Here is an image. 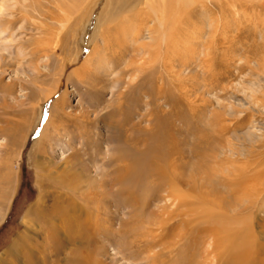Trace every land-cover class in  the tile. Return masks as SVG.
I'll return each mask as SVG.
<instances>
[{
	"label": "rangeland",
	"instance_id": "rangeland-1",
	"mask_svg": "<svg viewBox=\"0 0 264 264\" xmlns=\"http://www.w3.org/2000/svg\"><path fill=\"white\" fill-rule=\"evenodd\" d=\"M91 1L98 2L93 7ZM146 1L127 0L125 14L133 24ZM59 2L64 3L61 7L71 18L63 28L57 20L64 16L56 6ZM255 2L241 5L237 1L236 8L227 7L229 24L225 23L224 31L213 39H196L187 61L176 57L165 68L163 52L157 57L153 49L148 52L139 47V42L147 41L145 30L141 39L122 30V44L113 41L107 47L102 42L100 27L109 13H116L115 0H0V129L5 130L0 131V166L9 159L12 179L10 183L0 181L3 264L10 262L12 255L7 251L15 242L23 246L21 238L29 246L28 256L38 257L37 264H154L152 257L157 252L166 259L164 264H180L194 254L192 264H203L201 257L208 239L204 241L197 234L209 224L208 219L192 217V223H196L192 228L184 225L183 215H165V230L158 228L161 224L153 225V220L157 204L163 201L157 202L151 196L150 185L158 190L159 179L150 177L148 186L131 189L145 198L144 204L141 199L135 201L133 193L124 192L123 188L129 186L117 178L128 160L122 159L124 152L143 151L148 143L160 142L155 136L162 135L163 130L167 136L165 146L178 145L182 161L189 166L182 173L187 178L194 176L196 185L205 186L201 190L222 200L221 210L213 206L215 212L207 206L203 211H218L219 215L224 212L220 217L231 221L224 225L230 228L239 223L236 226L244 227L242 230L259 242L258 250L264 251V190L257 204L246 202V191L233 192V196L218 179L220 172L233 167L227 161L221 167V161L215 159H236L238 164L256 162L257 175L264 174V0ZM78 3H87L83 5L87 14L78 10ZM110 37L119 39L116 33ZM170 66L179 73L180 91L168 79ZM158 87L173 91H158ZM41 91L55 92L44 99ZM59 99L54 120L63 126L58 129L47 123ZM16 127H22V131ZM116 128L126 129L129 141H122L124 136L108 141L109 131L115 132ZM14 133H20L16 141L10 138ZM76 158L81 160L78 167L83 173L72 182L76 189H54L60 186L57 180L61 172L76 163ZM261 179L256 183L258 187L263 183ZM250 185L253 187V183ZM73 199L77 207L69 204ZM226 201L231 203L224 205ZM57 206L75 219L68 232L61 229L63 243L58 240L61 248L54 252L48 244V229L68 217L52 219L49 212ZM37 207L36 214L29 213ZM189 228L193 230L191 238L187 235L182 239L180 235ZM153 240L162 245L150 250L148 243ZM171 243L174 247L169 253L166 247ZM28 261L29 257L21 254L14 263Z\"/></svg>",
	"mask_w": 264,
	"mask_h": 264
},
{
	"label": "bare ground",
	"instance_id": "bare-ground-1",
	"mask_svg": "<svg viewBox=\"0 0 264 264\" xmlns=\"http://www.w3.org/2000/svg\"><path fill=\"white\" fill-rule=\"evenodd\" d=\"M88 1L89 0H87V3H88ZM237 1H239L241 5H244V4L246 5V3L248 5V3L249 2L251 3L252 1L255 2V0H147L145 2V4H146L145 6L141 5L143 7H142L141 11L136 16L137 22L135 24H133L134 21L132 20L130 22L128 20V19H130L129 16H126L128 13L125 14L126 9H128L127 5H125V4H127L126 3L127 0H117V1L115 0L116 9H117L116 13L115 12H111V13L108 12L110 15L107 16V20H105L104 24L102 22V26L100 25L101 26L100 30L102 32L101 33V39H102L103 43H105V42L107 43V45L106 44L105 45L108 47L112 44L113 41H116V43H118V44L119 43L122 44L121 42L124 41V38H123L125 36L124 34H126L128 32H130V34L132 33L136 38L141 39L144 36V35H141V33H142V31L144 32V30H145L146 36H147L146 37L147 41L146 42L145 41L139 42V44H138L139 47L141 48L142 51L147 50L148 52L150 51V49L151 50L153 49V53H155L157 55V57H159V55L162 54V52H163L165 54L164 55L165 60L163 58L164 64H165L164 67L166 68V66H168L166 64H172V61L174 59H176V57H178V58L185 57L186 61H187V59L189 57H191V54H192L190 52V49H192L193 46L195 45V43H197L196 39H198V38L207 39V37H208V39L209 38L213 39V36L215 34H217L218 32L220 33L222 30L224 31L225 23L229 24V21H228L229 19H227V17H225L226 16L225 9L227 7L228 8H236L238 5ZM97 2L98 1H94V3H92V1H91V4H93V7L97 4ZM59 3L60 4L56 3L57 4L56 6H58L60 8V10H61L60 12H61V14H64V16L63 17L60 16L57 20L59 22V26L61 24V26L63 28L65 26V24L71 22V18H70V16H68L66 14L68 10L61 7V5L64 3H61V2H59ZM87 3H84L83 5H85ZM107 4L108 3L106 2V5ZM83 5H79V3H78V6H79L78 10L79 11L84 10L83 15H85V14H87L88 9H87V7H86V9H84L85 7L83 8ZM141 6H139V8ZM213 11H218V14H214ZM228 11H230V10H228ZM70 12L71 11H69V13ZM122 12L124 14L121 15V17L118 19L119 14ZM193 12L194 13L198 12L197 13L198 14L197 20H194V18H193L194 13ZM75 13H74V15H75ZM117 13H118V16L115 17V15ZM89 17H91V11L89 12ZM134 17H135V15H134ZM77 20H80V17H77ZM196 22H197V24H196ZM76 23H78V22L76 21ZM97 24H99V23H97ZM132 25H134V26H132ZM127 27H129V29ZM63 30L65 31V29H63ZM122 30H124V34H121ZM96 32H97V30H96ZM113 33L118 34L119 39L116 40V38L113 39L112 37H110V36H112ZM57 40H59V38ZM47 44H49V43H47ZM93 47H95V46H93ZM93 53H94V51L91 54L93 55ZM144 54H146V53H144ZM152 57L155 58V56H152ZM146 59H148V58H146ZM155 60H157V59L155 58ZM185 63L186 62L184 61V64ZM151 64H152V62H151ZM143 65H139V67L142 68V70L144 69ZM173 67L170 66L167 69V74L171 77V78L168 77V79H172L171 80L172 84H174V86L176 85L179 89V87L181 86L179 84L182 83V81L180 78H178V77H180V76H178L179 73L176 72L174 70L175 68L173 69ZM263 69H264V67H263ZM160 81H162V80H160ZM163 83H166V82H163ZM177 83H178V85H177ZM176 86H175V88H176ZM156 90H158V91H173L171 89H165L162 87L160 90H159V87ZM179 91H180V89H179ZM41 92L44 94L43 96H45L44 99H46V98H49L50 95L54 94L55 91L54 92L50 91L49 94H47L46 91H41ZM60 101L61 100L59 99L57 101V104L55 106H53L52 111H51V116L49 118L47 125H51V124L56 125L57 128L59 126L60 127L63 126L61 121L60 122L58 121L59 123H55L56 120H54L56 117V115L54 113L57 109V106L60 105L59 104ZM62 103H63V101H62ZM39 104H40V102L38 103V106H39ZM33 108L36 110L35 107H33ZM26 111L28 112L29 110L27 109ZM37 112L38 111L36 110L35 113H37ZM62 116H64V115L62 114ZM59 120H60V118H59ZM110 128L113 129L111 124H110ZM17 129H20V130H18L20 132L22 131V127H20V128L18 127ZM0 131L1 132L3 131L5 133L4 129H0ZM125 131H126V129H119V128H116L115 132L110 130L109 131L110 133L108 136V141H112V140L114 141V140H116V138H119V137L121 138L123 136H124V138L122 139V141H124V139H125V141H129L128 140L129 136L124 133ZM161 133H162V131H161ZM17 135L20 136V133H16L12 137H10V136L9 137L11 139L15 140L14 138L18 137ZM166 137H167L166 133L163 130L162 135L157 134V137L155 136V138H157V140H159L160 142H158V143L152 142V144L148 143L149 145L147 144V147L145 148L146 150L144 149L143 151H140L139 149L138 150L136 149L135 151H132L133 153H131V151L128 152L127 155H124L125 154V152H124V154H123L124 157L122 159L124 161H126L127 159L128 160L124 163L125 164L123 167L124 171H122L120 176L117 177L118 179L122 180L121 182L123 184L125 181V185L129 186L127 188H123L124 192H126V193L128 192V194H130L131 196H132L131 193H133L134 200L139 201V199H141V198H140V196H138L137 191L135 193L131 192V191L132 190L134 191L137 187L141 186V184H142V188L146 187V185L148 186V184L151 183V182H149L151 180L150 177H155L156 179H159V181H160L159 187L160 188H158V190H157V188L153 187L152 185H150L151 186L150 188H151V190H153V194L151 196L153 198H156L157 202L163 201L162 204H157L158 209H157V213L154 215L155 220H153V225H160L161 224V226L158 228H161L163 230H165V228H166V227H164V225H165L164 221L167 218V217H165V215H167L168 217L172 216L173 214H177L179 217H181L183 215L184 216L183 219H186V221H185L186 224L184 223V225L185 226L189 225L190 227H192V225L196 224L195 222L192 223V221H193L192 217H194V216L197 217V218L196 217L194 218L195 220H197L199 218L198 215L201 216V218H199L201 220L208 219L209 224L206 227H203L202 230H200V232H202V233L197 234V235H202V237H203L202 239H204V241H207V239H208V241L206 242L207 244H205V248L203 249L204 254L201 257L203 259V262H204L203 264H264V251L258 250L259 246H260V245L258 246L259 242L257 243L255 239H252V238H254L253 236H249L250 234H247L245 231H243L242 228H244V227H242V228L237 227L238 226L237 224H239V223L236 224L237 226L235 225V227H230V228L227 225H224V222L227 221L228 218L226 216L220 217L222 215H225L224 212H222V214L219 215L220 212L218 213V211H217L218 214L215 213L216 210L213 208V206L220 208L223 205V204H221L222 200H221V202H219L218 201L219 199L217 200V198L211 197V195L209 194L210 192L201 190V189H204L205 186L196 185V183L194 182L195 181L194 176H190L189 178H187L182 173V172H185V170L189 166L186 165L185 161H182V158H184V157L180 156L179 150L176 149V146H178V145L172 146V148L171 147L167 148L166 147L167 145L165 146V143H166L165 138ZM41 139H42V137H41ZM152 139H154V138H152ZM10 143H12L13 145L16 144L13 141H11ZM135 143L138 144V141H136ZM171 144H173V142L170 143L169 145H171ZM174 144H175V142H174ZM261 146H264V145H261ZM43 150H40V153L45 152ZM126 150H127V148H126ZM42 156L45 159V155L43 154ZM7 158H8V156H7ZM215 159H216V162L221 161V163H220L221 167L225 161H227V164L229 163L233 167L232 170L231 169H229L230 171L224 170V171L219 173L220 176L218 175L219 176L218 179H220L221 183L224 184V186L229 190V192L232 193V195H233V192H234V194L235 193L239 194L238 193L239 191H246L243 193L246 196V199H245L246 202H254V204H257L258 195L260 194V192H262L261 190H264V180L261 179L264 177V174L263 175H261V174L257 175V173H256L259 163H256V162L248 163L246 161L247 163L242 162L243 164H238L235 162L236 159H235V161H232V160H229L226 158L219 160L220 158L217 159L215 157ZM76 160L78 162L76 161V163L74 162L73 164H70V166L67 167L64 170V172H61L60 178L57 180L60 186H55L54 189L56 187H57V189H60L62 187H71L73 190L76 189V187H75L76 185L75 186L72 185L73 184L72 182L76 181L77 178L81 177L80 174H83L82 170H81L82 167H80V168L78 167L80 159L78 160V158H76ZM203 161H204V159H203ZM111 162H113V161H111ZM200 163L202 164V160ZM10 175H11V163H10L9 159H7V160H5L3 166H0V181H1V183H3V180H4V182L8 181V183H10L12 181V179L9 178ZM260 175H261V177H260ZM112 176H114V175H112ZM214 177H216V176H214ZM202 178H203V176H202ZM260 179L263 180V183L262 184L260 183V187H258L256 183ZM100 181H102V180H100ZM251 183H253V187H250ZM39 184H43L42 180H39ZM154 186H156V185H154ZM225 187H223V188H225ZM209 188H211V187H209ZM158 191H160V192L162 191L164 194L161 195ZM224 192H226V191H224ZM227 194H228V192H227ZM130 195L128 197H130ZM2 196H3V188L0 189V201L2 200ZM226 196H228V195H226ZM144 197H146V196H144ZM222 197L220 196L219 198L221 199ZM230 200H231V198H230ZM74 201H75L74 199L70 200L69 204L72 207H77V203H74ZM140 201H143V203L146 204L145 198L141 199ZM223 203L225 205V204H229L231 202H229V203L223 202ZM236 203L237 202L232 204V206L229 208H232ZM242 204H243V202H242ZM242 204H240V205H242ZM157 205H156V207H157ZM197 205H199V206H197ZM173 206L175 208L172 209L171 207H173ZM207 206H212V209H214L215 212L213 213L212 212L213 210L211 211V213L207 210L203 211V209H205V207H207ZM180 207H182V208L179 211ZM257 207H258V205H257ZM236 208H238V207H236ZM221 209L222 208H220V210ZM37 210L39 211L38 207H37V209L33 208V209H31V211L29 213H32L34 215V214H36ZM234 212H232V213H234ZM229 213H230V211H229ZM49 216L52 219L57 220V221H59V216L61 219H63L64 216H68L67 220L65 222H64V220H62V222L60 220L59 224H55V223L51 222L52 224L50 225V227L48 229V233H49L48 244L50 245V247L55 252V251L60 250V248H61V245H59L58 240H60V243H63V240L61 239V237H62L61 229L65 228L66 231L68 232L71 229V221H73V219H75V218L72 214H70V212H65L64 209H60V208H58V206L55 207L53 212H49ZM237 217H238V215L235 214L234 218H237ZM232 221H233V219H232ZM229 222H231V221H229ZM234 222L236 223V221H234ZM165 223H167V221ZM225 223L227 224V222H225ZM231 225H232V223H231ZM154 229H155V227H154ZM186 230L187 231L183 232V234L180 235L182 237V239H187L186 238L187 235L189 237H190V235L192 236L191 233L193 232V230L191 228L186 229ZM158 231H157V234H158ZM247 232H249V231H247ZM165 233H166V231H165ZM24 240H25L24 238H21V240H20V241H22L23 246L21 244L15 242V244H13L10 249H8L7 252L10 255H12V258L10 259V262L9 261L7 262V264H15L17 262V260H19L21 254H26V256L29 257V261L26 264H37V263H39V259L36 255L28 256V254H29L28 252L30 251V249H29V246L25 245V243L23 242ZM154 240H155V238H154ZM153 241L151 243H148V247L150 248V250L153 247L162 245L160 241H157V240L154 242ZM173 247H174V245H172V243H171L166 247V249L170 251L169 253H171V251H172L171 249ZM17 250H18V252L19 251L20 252L18 253ZM258 253H259V256H258ZM159 256H162V254L158 253V252L155 253L152 257V263L164 264L166 259H164L163 256H162V258H159ZM194 256H195V254H194ZM194 256L192 255L190 260H184V261L180 262V264H192V262H193L192 259ZM1 257H0V264H3L4 263L2 261L3 258H1Z\"/></svg>",
	"mask_w": 264,
	"mask_h": 264
}]
</instances>
